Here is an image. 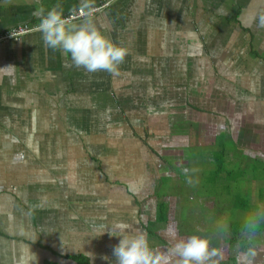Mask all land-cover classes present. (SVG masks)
<instances>
[{
  "label": "crops",
  "instance_id": "crops-1",
  "mask_svg": "<svg viewBox=\"0 0 264 264\" xmlns=\"http://www.w3.org/2000/svg\"><path fill=\"white\" fill-rule=\"evenodd\" d=\"M104 1L0 0V38L15 26L41 19L34 15L40 7L46 15L59 5L64 15ZM262 15L264 0H116L93 18L74 23L95 27L128 50L116 74L76 67L70 54L45 44L40 30L18 41H0V264H75L64 258L74 254L88 256L90 264H109L104 258L113 255L121 239L113 227L124 222L131 225L126 234L139 229L146 235L143 223L155 221L157 202L119 198L121 191L125 195L140 191L146 183L139 176L148 177L144 170L150 165L142 167L135 153L131 166L123 168L118 153L96 148L95 154L89 153L83 144L81 151H71L75 144L69 145L67 135L54 131L57 122L75 129L72 113L80 126L88 127L100 118L85 115L89 107L98 108L96 104L116 115L130 109L146 113L184 106L191 117L201 113L221 118L215 124L219 129L236 120L239 125L259 127L255 131L263 136L259 144L264 152ZM188 95L215 96L227 105L220 107L210 97L211 103L201 107L188 102ZM78 96L90 102L70 108ZM103 96L112 100L101 103ZM233 111L239 112L234 124L230 122ZM145 120L140 122L144 125ZM5 129L20 131L5 135ZM144 134L147 138L142 140L133 135L134 142L139 145L152 138ZM83 135L84 140L93 139ZM238 137L250 140L243 130ZM162 138L158 144L172 142ZM65 142L67 149L53 151L57 143L63 147ZM149 150L159 162L156 166L163 167L162 155ZM103 165L107 173L99 167ZM250 196L252 206L241 213L264 200L260 194ZM226 226L233 236L232 224ZM155 233L148 234L147 240L162 235ZM232 236L217 242L221 250L217 264H231L234 255L236 264H248V258L238 255V248L229 243ZM254 243L260 252L253 264H264V232ZM156 244L160 254L173 248ZM171 264H178L177 258Z\"/></svg>",
  "mask_w": 264,
  "mask_h": 264
},
{
  "label": "rangeland",
  "instance_id": "rangeland-1",
  "mask_svg": "<svg viewBox=\"0 0 264 264\" xmlns=\"http://www.w3.org/2000/svg\"><path fill=\"white\" fill-rule=\"evenodd\" d=\"M217 91L219 92V90ZM210 97L215 99L212 103H217L220 107L223 104L227 105L222 99L215 96ZM209 98L197 96L195 99L194 95L192 97L188 95L187 101L206 107V104L211 103ZM83 100H86L85 97L78 96L70 108L72 106L75 109L80 107L83 102L86 104L90 102V100ZM110 100H112L111 97L103 96L100 102L108 103ZM96 106L98 108H94L95 110L89 107V111L85 112V115H89L91 118L100 116L98 120L94 119L91 123L89 122L88 127L80 126L81 123L76 122L78 118L72 113L71 122L76 125L75 131L67 133L68 129L57 122L59 123L58 129L54 133L69 137L66 138L69 145L75 144L71 147V151H81V145L86 142L87 152L95 154L96 148L97 151L118 153L117 161L123 168L129 166L133 153L139 156V159L135 160L142 167L146 168L150 165L144 170L148 174L150 173L149 176L144 178L139 176V179H143L146 183L144 185L140 182L141 186L144 185L140 191L128 192L126 195L121 191L122 195L118 197L132 198L134 202L137 198L139 203L143 200H147L151 204L163 203L164 207H167L164 209L166 218L164 222L143 223L149 231L148 234H156L155 232L158 231L162 234L159 237L153 235L154 238L148 239L150 247L154 251L158 252L156 243L161 242L162 247H167L169 244L174 246L179 240H186L192 235L210 238L212 242L215 241L212 247L218 248L219 239L232 236L229 229L227 232L223 231L224 226L228 223L233 226L241 224L242 218L247 213L240 211L242 208L246 209L252 206L250 194L255 193L256 196L260 194L261 198L264 197V152L259 144L263 136L256 133L255 129L259 132L257 126H249L247 122H241L239 125L237 120L235 123L233 120L238 117V111V113L233 111L230 115L232 119L230 122L235 123L234 125L227 123L226 126L219 129V125L215 127V124L221 122L219 121L221 118L201 113L191 117L188 109L183 111L184 106L181 108L176 106L175 111L171 107V110L148 111L146 113L130 109L117 115L114 111L110 112L109 107L101 106L99 108L97 104ZM91 107L93 106L91 105ZM143 117L146 119L144 125L140 122ZM129 122H131V126L127 124ZM243 124L244 126H242ZM241 130L250 140H243L244 137L240 140L238 135ZM17 131L20 129H12L11 132L5 129V135H15ZM82 131L88 133L93 139L86 138L84 140L82 138L83 140H79V137L76 138L75 135ZM145 132L152 138L144 143L141 141L139 145L135 143L137 140L134 137L139 140L144 139V136L147 138ZM163 135L166 139H171L172 142L165 141L158 144L163 139ZM121 141L126 142L122 144ZM67 142L63 147L57 143L53 151L59 152L67 149ZM92 142L94 144L91 145ZM149 149L156 150L162 155L163 167L156 166L158 161ZM99 167L107 173V165ZM184 169H188V172L185 173ZM109 177L111 181L114 180L111 176ZM89 185L94 187L90 183ZM254 185H256L255 188H253ZM129 189L133 190L134 187L129 186ZM254 189L255 192H253ZM257 189L260 191L257 192ZM129 193L134 194L133 197H130ZM146 219L141 221L144 222ZM148 234H146V238ZM152 243L154 244L152 245ZM233 246L236 247L234 244ZM104 261L116 264V257L110 255L105 257Z\"/></svg>",
  "mask_w": 264,
  "mask_h": 264
},
{
  "label": "clouds",
  "instance_id": "clouds-1",
  "mask_svg": "<svg viewBox=\"0 0 264 264\" xmlns=\"http://www.w3.org/2000/svg\"><path fill=\"white\" fill-rule=\"evenodd\" d=\"M58 8L59 5L53 7L45 15L44 8L40 7L34 13L41 18L39 29L45 44L70 54L75 66L87 72L118 73L128 50L114 44L95 27L70 23ZM260 24L264 26V15L260 17ZM184 172L187 173L188 169ZM130 228L131 225L124 222L113 227L119 230L121 237L113 249L116 264H171L174 257L178 264H217L221 257V250L212 247L210 239L198 235L179 240L171 250L160 254L150 247L146 235L139 229L134 234H126L125 230ZM223 231L227 232L226 225ZM261 232H264V201H257L240 224L241 237L247 246L242 247L238 255L248 258V264H253V258L260 252L254 241Z\"/></svg>",
  "mask_w": 264,
  "mask_h": 264
},
{
  "label": "built area",
  "instance_id": "built-area-1",
  "mask_svg": "<svg viewBox=\"0 0 264 264\" xmlns=\"http://www.w3.org/2000/svg\"><path fill=\"white\" fill-rule=\"evenodd\" d=\"M116 0H106L100 5L90 7H77L74 10L62 15L63 18L74 24L83 20L91 19L102 10L107 9ZM40 20L36 23L21 24L6 31L0 38V41L13 40L18 41L25 34L39 31Z\"/></svg>",
  "mask_w": 264,
  "mask_h": 264
},
{
  "label": "trees",
  "instance_id": "trees-1",
  "mask_svg": "<svg viewBox=\"0 0 264 264\" xmlns=\"http://www.w3.org/2000/svg\"><path fill=\"white\" fill-rule=\"evenodd\" d=\"M40 20V19H39ZM38 20V21H39ZM38 21H35L34 23H36V22H38ZM213 101V100H212ZM188 106H190L189 104H188ZM199 112H201L200 110H198ZM56 131V130H55ZM70 131H75V129H71V128H69L68 130H67V133H69ZM71 132V133H72ZM84 133H86V132H84ZM83 133V131L81 132V133H77L76 135H75V137L77 138V137H79V140H83L82 138L84 137V135H82V134H84ZM87 135H88V133H87ZM92 145V144H91ZM84 149H87L88 148V145L86 146V142H84ZM152 151H153V149H152ZM89 153H92V152H90V151H88ZM154 152V151H153ZM134 195V194H133ZM133 195L132 194H130V197H133ZM135 202H136V198H135ZM138 203V202H137ZM165 205L163 204V203H158L157 202V212H159V213H156V218H155V222H159V223H162V222H164L165 220H166V218H165V216H164V209H166L167 207H164ZM151 223V222H150ZM144 227H145V225H143ZM146 230H147V232H149L148 231V229L146 228ZM231 230H232V232H233V236H232V238L230 239V241H229V243H231L232 245L234 244V245H236V249L238 248V252L240 251V249L242 248V247H246L247 246V243L245 242V241H243L242 240V237H241V233H240V224L239 225H235V226H231ZM65 259H67V260H71V261H74L75 262V264H90V259H89V257L88 256H86V255H82V254H74V255H66L65 257H64ZM229 261H230V263L231 264H236V255H234V256H231L230 258H229ZM50 264V263H49Z\"/></svg>",
  "mask_w": 264,
  "mask_h": 264
}]
</instances>
